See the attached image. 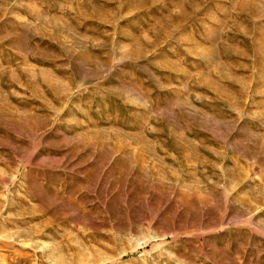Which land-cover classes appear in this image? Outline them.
Wrapping results in <instances>:
<instances>
[{
    "label": "rangeland",
    "instance_id": "obj_1",
    "mask_svg": "<svg viewBox=\"0 0 264 264\" xmlns=\"http://www.w3.org/2000/svg\"><path fill=\"white\" fill-rule=\"evenodd\" d=\"M0 264H264V0H0Z\"/></svg>",
    "mask_w": 264,
    "mask_h": 264
}]
</instances>
